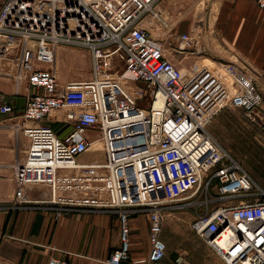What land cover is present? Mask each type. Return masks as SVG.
Wrapping results in <instances>:
<instances>
[{
	"label": "built area",
	"instance_id": "built-area-1",
	"mask_svg": "<svg viewBox=\"0 0 264 264\" xmlns=\"http://www.w3.org/2000/svg\"><path fill=\"white\" fill-rule=\"evenodd\" d=\"M160 1L6 0L0 50L21 41L16 59L35 89L19 123L29 143L16 166L14 203H30L28 187L43 184L51 203L117 211L120 245L112 264L131 259V215L146 212L150 249L143 261L165 264L169 204L193 206L204 194L206 207L193 222L197 234L227 264H264V188L208 128L225 108L261 118L264 93L238 63H196L187 74L169 59L143 23L161 17ZM257 2L264 9V0ZM181 40L175 53L185 54L196 39L183 33ZM59 46L87 50L92 77L61 82L54 68ZM127 73L144 85H131L122 77ZM0 100L1 112L14 110L4 94ZM57 111L77 118L63 136L43 122ZM98 151L105 160L82 159Z\"/></svg>",
	"mask_w": 264,
	"mask_h": 264
},
{
	"label": "crops",
	"instance_id": "crops-1",
	"mask_svg": "<svg viewBox=\"0 0 264 264\" xmlns=\"http://www.w3.org/2000/svg\"><path fill=\"white\" fill-rule=\"evenodd\" d=\"M5 2L0 0V10ZM211 6L212 14L206 20L203 13L185 20L189 9L177 14L168 10L166 4L159 5L157 9L161 17L149 15L143 23L163 42L167 57L185 73H192L194 65L201 61L238 63L255 77L264 93V9L257 0H215ZM152 27L159 28V32L154 33ZM183 33L192 34L195 45L191 44L185 54L175 53L173 49L184 45ZM21 46V41L16 38L0 50V96L4 94L14 106L12 112L0 111V261L49 264L50 258L56 257L62 264H112L109 258L120 245L117 211L51 203L47 201L49 188L43 184L28 187L30 203H14L16 166L29 143L19 123L28 97L35 91L29 85L27 75L22 74V63L16 59ZM64 47L68 52L81 49L84 54H90L82 48ZM199 48H203L202 53ZM58 49L54 68L59 80L86 79L80 78L84 73L80 67L74 66V61L58 57L61 52ZM37 65L51 66L46 63ZM24 68L29 74L28 67ZM66 112L51 113L43 122L60 135H66L77 122L76 117L65 116ZM260 116L264 119V103ZM262 133L264 135V120ZM83 157L91 160L90 154ZM131 228L132 257L124 264H147L143 261L150 249L147 214H132ZM176 263L179 264V260Z\"/></svg>",
	"mask_w": 264,
	"mask_h": 264
},
{
	"label": "rangeland",
	"instance_id": "rangeland-1",
	"mask_svg": "<svg viewBox=\"0 0 264 264\" xmlns=\"http://www.w3.org/2000/svg\"><path fill=\"white\" fill-rule=\"evenodd\" d=\"M215 0H161L158 6L167 5V9L178 14L189 9L187 18L191 20L193 16L203 13L204 20L208 18L211 5ZM205 6V7H204ZM201 16V15H200ZM154 33L159 32V28L152 27ZM65 47H59V58L74 61V66L80 67L84 76L80 78L92 77V60L90 54L84 50L77 49V52H68ZM64 49V50H63ZM58 51V52H59ZM58 62V58H57ZM201 61L199 64H203ZM206 66H215L212 62L204 63ZM124 74V73H123ZM122 77L129 79V83L135 86H143L142 82L134 80L129 73ZM133 86V87H134ZM264 119L257 117L253 119L240 108H225L215 115L210 124L209 130L222 143L228 152L236 158L252 175L255 181L264 188V135L262 133V123ZM84 156V155H83ZM82 159L89 160L86 157ZM91 160L103 161L105 154L102 151L90 154ZM203 191V190H202ZM198 204L186 205L187 200L169 204L164 223L163 238L168 246L166 261L168 264H227L207 242L193 229V222L199 212L205 209L202 203L205 195L197 197ZM196 200V201H197ZM202 203V204H201ZM146 213V212H145ZM147 214V213H146Z\"/></svg>",
	"mask_w": 264,
	"mask_h": 264
},
{
	"label": "water",
	"instance_id": "water-1",
	"mask_svg": "<svg viewBox=\"0 0 264 264\" xmlns=\"http://www.w3.org/2000/svg\"><path fill=\"white\" fill-rule=\"evenodd\" d=\"M215 236V233L211 235V237H214Z\"/></svg>",
	"mask_w": 264,
	"mask_h": 264
}]
</instances>
